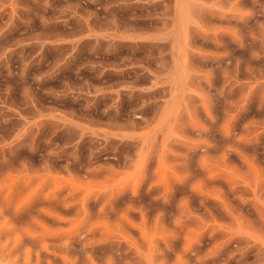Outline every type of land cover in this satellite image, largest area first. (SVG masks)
Listing matches in <instances>:
<instances>
[{"label":"rangeland","instance_id":"1","mask_svg":"<svg viewBox=\"0 0 264 264\" xmlns=\"http://www.w3.org/2000/svg\"><path fill=\"white\" fill-rule=\"evenodd\" d=\"M0 264H264V0H0Z\"/></svg>","mask_w":264,"mask_h":264}]
</instances>
